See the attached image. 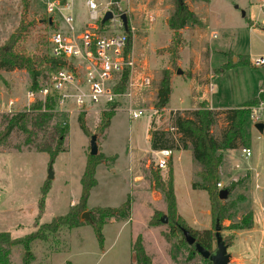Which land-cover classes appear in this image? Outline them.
I'll list each match as a JSON object with an SVG mask.
<instances>
[{
    "label": "rangeland",
    "instance_id": "obj_1",
    "mask_svg": "<svg viewBox=\"0 0 264 264\" xmlns=\"http://www.w3.org/2000/svg\"><path fill=\"white\" fill-rule=\"evenodd\" d=\"M86 1L75 0L72 14L78 29L91 22ZM97 1L106 3L108 0ZM119 2L120 7H117V11L127 14L129 19L130 36L136 59L135 80L137 76L144 75L153 80L151 87L135 89L131 104L133 109H143L146 112L134 119L128 112L129 102L124 101L103 132L101 128L104 110L97 109L85 113L68 112L64 115L57 113L51 126H55L60 120H65L68 133L63 143L64 151L51 164L49 153L38 150L41 141L27 145L26 136L18 132L6 139L1 137L4 116L30 111L33 105L41 101L30 102L28 98L31 79L26 70H0V232H8L12 238L22 239L35 232L39 225L49 224L55 218L67 215L70 208L79 201L82 189L81 178L91 150V137L95 135L98 154H104L107 159L97 167L95 175L97 184L91 190L87 209L84 212H90L92 218V209L95 207L117 208L129 200L131 218L117 223H110L112 221L110 220L103 228L104 241L101 244L91 225L93 223L81 218L83 212L79 216L82 222L80 227L62 231L49 244L39 241L30 248L34 256L33 264H67L68 262L137 264L133 246L138 239H141L144 251L150 257L152 264H206L202 256L182 240L181 234L176 229L174 235H169L171 225L165 202L157 201L159 192L150 198V192L143 194L142 183H136L134 178L143 175V179L150 183L152 172H158L165 178L167 169L157 171L155 168V161L159 157L150 147V130L169 129L171 126L169 109L192 105L191 102L179 105L178 99L185 89L176 85L191 78L194 70H199L201 85L209 83L210 79L205 78L206 74L212 75L209 86L211 106L221 109L218 111V123L212 130L217 138L230 128L226 120V110L247 103L264 90V66L255 67L252 63L240 62L225 69L230 62L237 63L245 57L251 61L264 58L263 0H210L209 3L185 0L187 6L195 11L201 20L202 26L181 30L178 36L181 43L176 51L170 49L174 32L169 28L175 0H120ZM44 18L46 16L41 0H0V49L23 24V26L28 25V29L18 46L19 51L49 54V37L52 30L47 23L42 22ZM253 23L254 27H252ZM58 27L60 28L59 25ZM165 70L169 72L171 85L174 82L172 88L175 89L166 106L168 109L163 112L156 110L154 104L157 100V87ZM178 70H182V73L178 74ZM205 95L208 96V93ZM10 102H13L12 106ZM203 103L208 106L206 102ZM98 108H101V105ZM258 113L261 118L260 124L264 125V106ZM80 114L85 116L88 135L82 130L78 121ZM256 125L252 123L248 127L252 156L246 157L241 152V146L239 149L225 150L223 151L225 162L222 164V167L225 165L228 170L233 166L237 173L241 174L251 166L253 191H256L254 177L256 173H260L258 184L264 187V129L260 131ZM49 133L50 131L46 132L43 138L48 139ZM50 169L53 173L51 180L48 179ZM192 170L195 173L199 168L194 164L192 157L189 159L186 156L175 170L177 207L185 214L192 199L195 208H198L197 218L200 223H204L201 226L206 225L214 231L215 212L212 210L207 192L199 193L193 198L187 196L186 176ZM47 182L50 184V190L45 199L43 214L38 219L42 188ZM222 183L220 180L218 184H221V187L218 188L226 189L228 185ZM234 183L237 185L230 190L228 199L220 200L222 204L227 205L241 195L245 198L235 209L227 210L224 219L221 220L222 235L230 244L228 249L231 255L230 262L236 264L234 257H239L242 253L240 250L245 247L242 238L238 239V235L244 234L245 230L234 229V225L251 212V207L247 204L251 186L245 178H239L229 185ZM88 208L92 209L88 210ZM206 208L210 209V216L200 214ZM157 212L161 213V219L166 216L168 223L159 222L156 226H150ZM253 212L255 221L253 216L252 228L256 224L257 228L261 229L262 221L259 219L261 213L257 204ZM36 219L39 220L37 226ZM259 232L254 233L253 240L251 239L248 247H245L249 256L256 259L258 251L254 243L261 237L264 238ZM235 240L237 242L233 246ZM234 252L236 253L233 256ZM24 255L25 249L14 248L10 254L11 263L22 264ZM262 257L264 258V250ZM252 263L254 264V261Z\"/></svg>",
    "mask_w": 264,
    "mask_h": 264
},
{
    "label": "trees",
    "instance_id": "obj_2",
    "mask_svg": "<svg viewBox=\"0 0 264 264\" xmlns=\"http://www.w3.org/2000/svg\"><path fill=\"white\" fill-rule=\"evenodd\" d=\"M120 1V0H114ZM198 2L209 3L210 0H194ZM50 30L53 27L48 20H44ZM250 24V23H249ZM201 27L202 22L197 14L192 11L185 0H175V9L169 19V28L174 32L173 41L170 49L177 50L181 43L178 37L179 32L188 27ZM27 26L20 25L15 34L11 36L4 47L0 49V70H26L31 79V89L38 90L41 85L45 84L49 74L58 67V60H55L50 53L43 52L26 53L19 51V44L22 42L24 33L27 31ZM240 60V59H239ZM251 64L249 58H242L237 63L230 62L225 67L237 65L238 63ZM127 78V72L124 75V81ZM172 94L171 76L167 70L163 71L161 80L157 87V100L154 107L158 111H163L169 104ZM264 102V90L260 94L248 101L247 103L234 108L226 110V120L230 124V128L224 132L220 138H217L213 133V127L218 123L219 112L210 109L205 103H201L197 109L191 111H172L170 113L171 128L160 130L153 128L150 130V147L153 151L169 149L173 151L191 150L193 162L199 168L194 173L192 181V189L207 192L212 210L215 215L219 211L221 220L224 219L227 210H233L238 203L244 201L241 195L230 204H222L219 198L221 188H218L220 183V168L224 162L223 151L238 149L241 147H249L250 133L248 127L252 124L251 109ZM56 101L55 97H49L44 104L38 102L33 105L30 111L18 112L11 116H4V129L1 137L6 139L13 133L18 132L26 136L25 144L31 145L35 142L42 143L38 150L40 152H47L50 155L51 164L55 161L57 156L64 151L63 143L68 133V125L65 120H60L55 126H51L52 121L56 118L55 113ZM115 110L113 106L111 110L103 112L102 117V132L109 126V120L114 116ZM84 114H80L78 121L82 130L88 135V128L85 124ZM50 131L48 139H44L43 135ZM43 139V141H42ZM107 157L104 154L91 156L87 158L83 176L81 178V195L79 201L75 206L71 207L67 215L55 218L51 223L39 225L38 229L22 239H14L8 232H0V264H12L10 261V254L14 248L20 247L25 249V255L22 264H33L34 256L31 254L32 248L36 242L49 244L55 239L54 237L62 231H70L81 226L82 222L79 219L81 213L87 209V203L90 198L91 190L96 186L95 178L96 170L99 165L106 161ZM159 171V170H157ZM165 178L158 172H152V183L155 188L162 194L166 204L167 213L169 217V224L171 225L170 234H175V229L181 234L182 240L186 242L182 229H186L195 238L196 243L200 244L204 249L213 251L214 249V231L212 229L198 230L187 224V222L180 216L177 209V201L174 189V171L172 161L170 159ZM237 183L228 185L230 190H233ZM50 190V184L42 188V195L39 201L38 219L41 218L45 207V199ZM131 218V203L126 201L117 208L113 207H96L92 209L91 224L94 228L100 243L104 241L103 228L110 220L117 222L128 221ZM37 220V219H36ZM161 222V213L157 212L150 222V226H156ZM39 220L36 221V226ZM162 223V222H161ZM215 224V223H214ZM253 226V213L250 212L242 217L239 223L234 225V229L247 230ZM227 244L230 246L228 241ZM194 249L195 247L192 246ZM135 259L137 264H152L150 257L145 253L141 244V239H138L133 246ZM203 258V257H202ZM204 259V258H203ZM206 264H211L204 259ZM67 264H72L68 262Z\"/></svg>",
    "mask_w": 264,
    "mask_h": 264
},
{
    "label": "built area",
    "instance_id": "obj_3",
    "mask_svg": "<svg viewBox=\"0 0 264 264\" xmlns=\"http://www.w3.org/2000/svg\"><path fill=\"white\" fill-rule=\"evenodd\" d=\"M41 1L46 16L44 19H52L50 55L59 63L44 85L38 90L28 91L30 102L43 101L45 104L50 96L55 97V113L64 115L68 112L85 113L97 109L109 111L112 106L116 111L122 102L128 101L131 117L136 119L142 116L146 110L133 109L131 106L135 89L149 88L153 80L146 75L137 76L135 80L136 59L131 31L124 28L121 19L124 13L117 11L120 2L87 0L86 7L91 22L78 29L72 14L75 0ZM262 6L264 8V0ZM109 12H112V18L103 24L102 21ZM251 63L255 67L264 66V58H256ZM126 72L127 78L124 81ZM10 104L12 106L13 102ZM99 105L101 108H98ZM263 106L264 102L251 109L253 124L260 123L258 112ZM170 130L174 131V128L170 127ZM241 151L246 157L252 155L249 147H243ZM156 153L159 157L155 161L156 170L167 169L172 151L163 149Z\"/></svg>",
    "mask_w": 264,
    "mask_h": 264
},
{
    "label": "crops",
    "instance_id": "obj_4",
    "mask_svg": "<svg viewBox=\"0 0 264 264\" xmlns=\"http://www.w3.org/2000/svg\"><path fill=\"white\" fill-rule=\"evenodd\" d=\"M254 26H255V24L253 23L252 27H254ZM250 61H251V59H250ZM205 76H206L205 78H209L210 79L209 83L201 85V83L199 82L200 81L199 70H194L193 71V76L191 78H188L187 81H185L183 83H178L176 86H181V89H185L184 93L181 94L180 98L178 99V101L180 102L179 105L187 104V102H191L192 105L189 106V107L187 106V107L170 108L169 111L170 112H172V111H181V112H183V111L195 110V109H197L198 105H200L203 102H206L210 109H213V110H216V111H221V109L213 108L211 106L210 97H209L210 93H211V90H210L209 86H210V82H211V79H212V75H210V73H209V74H206ZM173 84H174V82H172V85ZM173 87H174V85H173ZM174 89L175 88H172L171 96L174 94ZM206 93H208V96L205 95ZM165 109H168V108L167 107L164 108L163 112L165 111ZM263 129H264V127H263ZM149 139H150V134H149ZM242 148L243 147H241V149ZM249 148L251 149L250 146H249ZM185 156L189 157V159L192 157V160H193V156H192L191 150L173 151L172 152V157H171L173 171H174V189H175L177 206H178V200H177L178 194H177L176 183H175V176H176L175 170H176L177 166L179 164H181V162H182V160H183V158ZM224 162H225V158H224ZM237 166H239V165H237ZM226 167L227 166L224 165L223 167L221 166V168H220L221 184H223L222 182H224L225 186H226V185H229L231 182L238 181L239 178L240 179L241 178H245L246 182H248L249 186H251V187H249V191H248L247 204H248L249 207H251L250 211L253 213L254 221H255V213L253 212L254 211V206H255V204H257L260 207L261 215H259V219H261V221H262L261 229L257 228V226L255 224L252 229L245 230L243 232L244 234H239L238 235V239H239V237H241L242 238V242L244 243V246L248 247V245L250 244L249 241L251 239L253 240L254 233H257V232L260 231L259 234H263L264 235V230H263L264 229V187H262V186H260L258 184L259 178H260V173H256L255 176H254L256 178V181H255V183H256L255 190L256 191H253V187H252L253 176H252V173H251V171H252V167L251 166L248 167L247 170L244 171V173H242V174L241 173H237L236 169H234L233 166L230 167L229 170ZM193 178H194V170H192V172L190 171L187 174V176H186V185H187L186 193H187V196L190 197V198H193L194 196L199 195V193L204 192V191H201V190L192 189ZM134 181L136 183H142L141 187L143 188V191H142L143 194L144 193L148 194L150 192V198H151V196H155L156 192H159L158 190L155 189V186H154V184L152 182L148 183V182H146L143 179V175L136 176L134 178ZM157 201L158 202H160V201L164 202V199H163L162 194L160 192L157 193ZM209 201H210V198H209ZM91 209L88 208V210H91ZM177 209H178V212H179L180 216L191 227H197V228H194V229H198V230H202V229H205V228L206 229H210L206 225L205 226H201V225H204V223H200L199 222V220L197 218L198 215L196 214V212L198 211V208H195L192 199H191V203L189 205V209H187L185 214L181 212L179 207H177ZM210 213H211L210 209L207 210V208H206L200 214L210 216ZM190 215H192V216L188 217ZM110 223H117V221L113 219ZM200 228H202V229H200ZM240 235H242V236H240ZM237 240H235L233 246L236 245ZM254 245H255V247L257 248V251H258L257 259L252 257V256H249V252H247V249L244 247V249L240 250V251H242L241 255L239 257L238 256L234 257V261H236L234 263H236V264H253L252 262L254 261V264H264V258L262 257V250H264V238L261 237L258 242L254 243ZM228 252H229V250H228ZM236 252H234L233 256L235 255ZM231 253H233V252H231ZM230 264H233V262L232 263L230 262Z\"/></svg>",
    "mask_w": 264,
    "mask_h": 264
},
{
    "label": "water",
    "instance_id": "obj_5",
    "mask_svg": "<svg viewBox=\"0 0 264 264\" xmlns=\"http://www.w3.org/2000/svg\"><path fill=\"white\" fill-rule=\"evenodd\" d=\"M112 18V12H109L102 23H106L109 19ZM121 19L124 24V28L126 31H128L129 28V20L127 14H123L121 16ZM50 25H52V19H49ZM236 60V59H235ZM178 74L182 73V70L177 71ZM263 124H257L256 128L260 131H263ZM91 156H97L98 155V145H97V136L93 135L91 137V150H90ZM49 180L53 179V173L52 170H49ZM230 194V189H222L219 192V198L221 200L228 199ZM83 220H88L90 223H93V220L90 216V212H84L81 216ZM161 222L163 224L168 223V218L166 216H163L161 219ZM183 235L185 237V240L189 246L195 247V252L198 253L200 256H202L204 259L208 260L211 264H230L231 261V255L228 252L229 245L227 244L226 240L224 239V236L222 235V225H221V216L220 212L218 211L215 215V224H214V238H215V249L213 251H208L204 249L200 244L196 243L195 238L190 234V232L186 229H182Z\"/></svg>",
    "mask_w": 264,
    "mask_h": 264
}]
</instances>
